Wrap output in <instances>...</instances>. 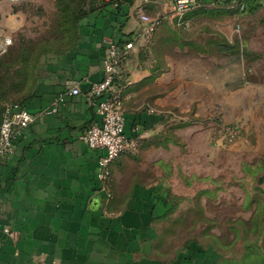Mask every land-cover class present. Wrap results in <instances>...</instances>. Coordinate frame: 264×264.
I'll return each mask as SVG.
<instances>
[{"label": "crops", "instance_id": "0c3cea01", "mask_svg": "<svg viewBox=\"0 0 264 264\" xmlns=\"http://www.w3.org/2000/svg\"><path fill=\"white\" fill-rule=\"evenodd\" d=\"M24 4H8L0 33L22 29L18 10ZM139 5L136 0L132 7L88 14L72 49L37 64L19 100L33 121L0 163V264H225L212 248L172 252L164 243L169 206L163 133L172 124L199 123L222 112L230 95L241 104L239 84L225 90L230 75H190L176 55L180 47L168 37L176 31L172 18L124 63V132L140 137L142 146L110 165L109 197L96 176L101 152L78 139L99 123L87 99L91 85L103 78L106 42L122 45L135 36ZM147 10L154 13L152 6ZM75 87L79 94L71 95ZM259 186L264 193V176Z\"/></svg>", "mask_w": 264, "mask_h": 264}, {"label": "rangeland", "instance_id": "374dc122", "mask_svg": "<svg viewBox=\"0 0 264 264\" xmlns=\"http://www.w3.org/2000/svg\"><path fill=\"white\" fill-rule=\"evenodd\" d=\"M89 2L74 0L71 9H61L64 15L55 0L20 6L22 29L0 33L13 43L0 59V111L30 89L36 63L72 45L78 20L74 8ZM243 2L237 7L236 2L201 0L186 15L189 25L174 22L176 31L168 35L180 47L176 55L190 75H230L225 90L236 91L239 84L241 104L230 95L222 112L215 110L199 123L172 124L163 133L164 198L170 209L164 243L172 252L212 248L225 264H264V193L259 186L264 176V0ZM10 7L0 0V20ZM223 127L238 130L232 143L217 142Z\"/></svg>", "mask_w": 264, "mask_h": 264}, {"label": "built area", "instance_id": "2783aa9c", "mask_svg": "<svg viewBox=\"0 0 264 264\" xmlns=\"http://www.w3.org/2000/svg\"><path fill=\"white\" fill-rule=\"evenodd\" d=\"M30 0H7L8 4H22ZM137 7L139 30L135 36L122 45L115 41L106 42V56L102 63L103 78L90 87L87 104L99 117V123L90 126L78 139L88 149L100 151L97 180L101 191L109 197L110 165L121 156L134 155L141 146L140 137H128L124 132L123 89L127 84L124 75V63L129 54L148 43L167 16L179 27L189 25L186 15L201 6V0H139ZM227 0H212L221 3ZM152 6L154 13L149 14L147 7ZM166 12L163 14L160 8ZM12 45V39L0 35V57ZM71 95H78L75 87ZM33 121V116L22 105L13 103L4 108L0 123V163L13 154L14 143L18 135ZM237 129L223 127L217 142L232 143L237 136Z\"/></svg>", "mask_w": 264, "mask_h": 264}, {"label": "trees", "instance_id": "16d2710c", "mask_svg": "<svg viewBox=\"0 0 264 264\" xmlns=\"http://www.w3.org/2000/svg\"><path fill=\"white\" fill-rule=\"evenodd\" d=\"M55 1L57 3V9L59 10L58 13L62 14V12H63V15L65 14V11H68L69 9H71V7L75 6L74 4H72V2L74 0H55ZM89 1L90 2H89L88 7H83L84 5H82V6H78V7L76 6V8H74L75 9V13H76L75 15H77V17H78L77 24H76V26L74 28V39L72 41V45L69 48H67L65 51H62V52H59V53H63V52L69 51L70 49L73 48V46L75 45V42H76V37H77V27H78L80 21H82L88 14L94 13V12H96L98 10H101V9H103L105 7H108V6H111V5H116V7L119 10H121L123 8L125 9V8H128V7H131L134 4V2H135V0H108V2H106L105 0H89ZM259 1L263 2V0H259ZM235 2H236V6L237 7H241L244 4L243 0H227L225 2H221V3L219 2V3L220 4H231V3H235ZM22 4H24V3H22ZM64 8H65V11L62 10V12H60L61 9H64ZM11 46L9 47L7 52L3 56L0 57V59L8 54ZM36 67H37V63L35 64V68ZM34 71H35V69L32 72L31 78L34 75ZM22 97L23 96L18 98L17 101H15V102L6 103L2 107V109L0 111V123H1V119H2L4 108L7 105L13 104V103H17V104L22 105V103L19 101ZM169 214H170V209H168V211L166 213V216H168Z\"/></svg>", "mask_w": 264, "mask_h": 264}]
</instances>
